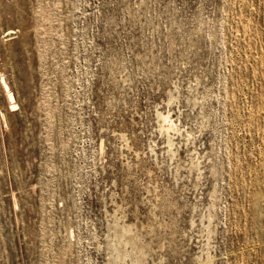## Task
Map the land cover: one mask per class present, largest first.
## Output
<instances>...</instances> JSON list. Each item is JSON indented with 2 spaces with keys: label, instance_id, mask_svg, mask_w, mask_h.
<instances>
[{
  "label": "rangeland",
  "instance_id": "rangeland-1",
  "mask_svg": "<svg viewBox=\"0 0 264 264\" xmlns=\"http://www.w3.org/2000/svg\"><path fill=\"white\" fill-rule=\"evenodd\" d=\"M0 264H264V0H0Z\"/></svg>",
  "mask_w": 264,
  "mask_h": 264
},
{
  "label": "bare ground",
  "instance_id": "bare-ground-1",
  "mask_svg": "<svg viewBox=\"0 0 264 264\" xmlns=\"http://www.w3.org/2000/svg\"><path fill=\"white\" fill-rule=\"evenodd\" d=\"M2 87H3L4 93H5L6 102H7L8 106L10 107V111L14 112L15 108L17 106L14 95L4 80L2 81ZM163 120H164V122H167V124L171 123V119H169L168 117H164ZM168 128H169V126H167V129Z\"/></svg>",
  "mask_w": 264,
  "mask_h": 264
}]
</instances>
